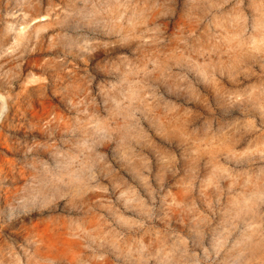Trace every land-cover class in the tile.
<instances>
[{"label":"clouds","instance_id":"1","mask_svg":"<svg viewBox=\"0 0 264 264\" xmlns=\"http://www.w3.org/2000/svg\"><path fill=\"white\" fill-rule=\"evenodd\" d=\"M0 264H264V0H0Z\"/></svg>","mask_w":264,"mask_h":264}]
</instances>
